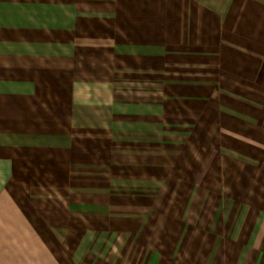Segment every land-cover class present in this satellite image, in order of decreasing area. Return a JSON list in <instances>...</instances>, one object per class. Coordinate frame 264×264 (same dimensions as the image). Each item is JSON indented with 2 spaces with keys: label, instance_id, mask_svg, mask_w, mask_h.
Listing matches in <instances>:
<instances>
[{
  "label": "crops",
  "instance_id": "1",
  "mask_svg": "<svg viewBox=\"0 0 264 264\" xmlns=\"http://www.w3.org/2000/svg\"><path fill=\"white\" fill-rule=\"evenodd\" d=\"M0 264H264V0H0Z\"/></svg>",
  "mask_w": 264,
  "mask_h": 264
}]
</instances>
